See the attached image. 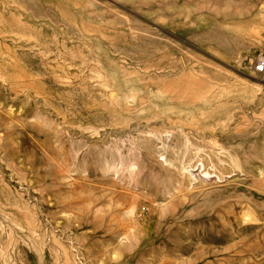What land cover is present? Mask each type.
Masks as SVG:
<instances>
[{
	"label": "rangeland",
	"instance_id": "rangeland-1",
	"mask_svg": "<svg viewBox=\"0 0 264 264\" xmlns=\"http://www.w3.org/2000/svg\"><path fill=\"white\" fill-rule=\"evenodd\" d=\"M264 0H0V264H264Z\"/></svg>",
	"mask_w": 264,
	"mask_h": 264
},
{
	"label": "built area",
	"instance_id": "built-area-1",
	"mask_svg": "<svg viewBox=\"0 0 264 264\" xmlns=\"http://www.w3.org/2000/svg\"><path fill=\"white\" fill-rule=\"evenodd\" d=\"M253 66L256 73L264 76V53L258 55Z\"/></svg>",
	"mask_w": 264,
	"mask_h": 264
}]
</instances>
